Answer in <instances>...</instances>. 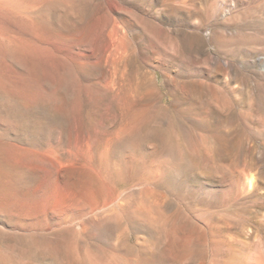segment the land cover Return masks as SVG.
Here are the masks:
<instances>
[{"label":"rangeland","instance_id":"obj_1","mask_svg":"<svg viewBox=\"0 0 264 264\" xmlns=\"http://www.w3.org/2000/svg\"><path fill=\"white\" fill-rule=\"evenodd\" d=\"M4 1L0 264H264V0Z\"/></svg>","mask_w":264,"mask_h":264},{"label":"bare ground","instance_id":"obj_2","mask_svg":"<svg viewBox=\"0 0 264 264\" xmlns=\"http://www.w3.org/2000/svg\"><path fill=\"white\" fill-rule=\"evenodd\" d=\"M46 1H48V0H46ZM49 1H50V0H49ZM9 4H11V3L8 2V1L0 0V5H1L2 7H4L5 9L7 8V6H8ZM249 184H250V183H249ZM256 260H257V259H256ZM258 260H259V259H258ZM257 263L260 264L261 262L258 261Z\"/></svg>","mask_w":264,"mask_h":264}]
</instances>
